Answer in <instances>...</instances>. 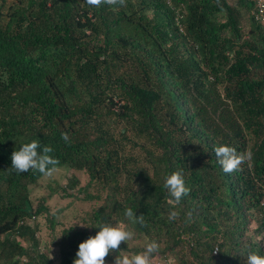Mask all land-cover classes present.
Returning a JSON list of instances; mask_svg holds the SVG:
<instances>
[{
    "label": "trees",
    "instance_id": "obj_1",
    "mask_svg": "<svg viewBox=\"0 0 264 264\" xmlns=\"http://www.w3.org/2000/svg\"><path fill=\"white\" fill-rule=\"evenodd\" d=\"M253 7L0 0V264H73L100 224L134 231L121 254L155 240L162 264L264 256V26ZM33 140L69 171L64 185L32 194L44 176L11 168ZM218 146L252 159L226 174ZM176 171L191 191L173 208L164 183ZM53 192L66 205L52 208ZM77 201L88 208L69 215Z\"/></svg>",
    "mask_w": 264,
    "mask_h": 264
},
{
    "label": "clouds",
    "instance_id": "obj_2",
    "mask_svg": "<svg viewBox=\"0 0 264 264\" xmlns=\"http://www.w3.org/2000/svg\"><path fill=\"white\" fill-rule=\"evenodd\" d=\"M253 3L251 0H249ZM87 5L92 7L108 6H126V0H86ZM254 5V3H253ZM255 7V6H254ZM251 14L253 19L254 15ZM258 22L257 20H255ZM261 26H264L258 22ZM61 139L66 143L69 141L67 133L61 134ZM215 156L226 174H232L242 170L241 166L252 159L251 152L238 153L236 149L230 146H218L213 149ZM53 148L44 145L41 150L40 142L33 140L24 143L19 150H13L11 154V168L17 173H27L29 171L37 172L44 177L53 178L58 171L59 161L50 153ZM164 188L169 195L168 203L173 208L180 205L181 201L190 194V188L186 185L181 172L176 171L168 175L165 179ZM178 212L171 211L170 220L178 217ZM191 217V213H188ZM125 216L132 224H145L143 214L137 216L131 208L126 209ZM99 231L95 236H90L81 242L76 253L73 264H106V257L112 253H118L115 256L114 264H151L153 254L159 251V244L155 240L146 243L143 251L135 254H121V243L128 244L134 239V231L121 226H112L109 224H100ZM156 259V258H155ZM246 264H264V256L255 252H250L247 256Z\"/></svg>",
    "mask_w": 264,
    "mask_h": 264
},
{
    "label": "rangeland",
    "instance_id": "obj_3",
    "mask_svg": "<svg viewBox=\"0 0 264 264\" xmlns=\"http://www.w3.org/2000/svg\"><path fill=\"white\" fill-rule=\"evenodd\" d=\"M219 74H222V71L219 72ZM69 174V171L66 168H58L57 173L54 175L53 178H47V177H42L41 179H39L37 181V183L33 186L30 187L31 193L32 194H38V193H43L47 191V185H51L54 187V181L56 183H58V185H64V183L66 182V175ZM69 200V198H62L59 196L58 192H53L52 197L50 198V206L52 208L55 207H59V206H64L66 205L67 201ZM78 208V209H75ZM88 208V205L84 202H80L77 201L75 202V205L73 206V208L71 207L70 209H68V214L72 215V213L77 212V211H81L83 209ZM41 235V234H40ZM41 239L43 241V249L47 250V246H48V240L49 238L45 236V234L43 233L41 235ZM112 258H107L106 259V264H114V261Z\"/></svg>",
    "mask_w": 264,
    "mask_h": 264
},
{
    "label": "built area",
    "instance_id": "obj_4",
    "mask_svg": "<svg viewBox=\"0 0 264 264\" xmlns=\"http://www.w3.org/2000/svg\"><path fill=\"white\" fill-rule=\"evenodd\" d=\"M254 3V10L252 11L255 20L264 25V0H251ZM213 253L217 252V246L212 250ZM151 264H162L159 259L153 258Z\"/></svg>",
    "mask_w": 264,
    "mask_h": 264
}]
</instances>
